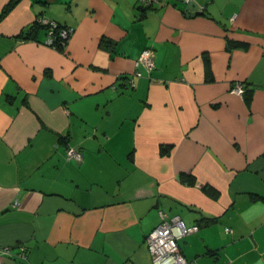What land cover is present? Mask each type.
I'll return each mask as SVG.
<instances>
[{
  "label": "crops",
  "instance_id": "1",
  "mask_svg": "<svg viewBox=\"0 0 264 264\" xmlns=\"http://www.w3.org/2000/svg\"><path fill=\"white\" fill-rule=\"evenodd\" d=\"M190 1L0 16L1 264H151L161 211L198 227L187 264H264V0ZM47 23L70 30L62 49Z\"/></svg>",
  "mask_w": 264,
  "mask_h": 264
},
{
  "label": "built area",
  "instance_id": "2",
  "mask_svg": "<svg viewBox=\"0 0 264 264\" xmlns=\"http://www.w3.org/2000/svg\"><path fill=\"white\" fill-rule=\"evenodd\" d=\"M145 7H152L154 5H160L165 0H139ZM185 4H189L190 0H183ZM41 22V21H40ZM42 23V22H41ZM44 23V24H43ZM42 24L45 25V22ZM48 25V38L47 43L53 44L54 30H57V35L62 40H68L70 30L66 27H62L56 23H47ZM64 44V43H63ZM144 69L145 74H149L154 68V53L150 48L144 49L137 62ZM135 77H142V72H135ZM130 86L133 88L134 83L131 82ZM244 91L243 85L237 82L233 85L231 93L238 96H242ZM68 158L74 159L76 162L81 161L80 152L73 148L66 150ZM159 224L154 228L146 237L145 244L147 251L151 258V264H187V261L181 255L179 251L178 242L189 234H192L198 230L196 225L188 226L178 216L168 217L164 212H159ZM19 258H25L26 248L23 244H18ZM1 252H9V248L0 247V264H1Z\"/></svg>",
  "mask_w": 264,
  "mask_h": 264
},
{
  "label": "trees",
  "instance_id": "3",
  "mask_svg": "<svg viewBox=\"0 0 264 264\" xmlns=\"http://www.w3.org/2000/svg\"><path fill=\"white\" fill-rule=\"evenodd\" d=\"M18 2V0H11L8 4H7V6L3 9V11L1 12V15L0 16H4L7 12H9L13 7H14V5L16 4ZM143 6V5H142ZM145 7V6H144ZM150 8V7H149ZM34 26H41L38 22H35V24H34ZM57 30H54V41H53V46L55 47V48H59V49H62L63 47H64V44L67 42V40H62V39H60V37L57 35ZM64 43V44H63ZM144 74L145 73H143L142 72V77L144 76ZM134 78H135V76H134V73L130 76V83L131 82H133L134 83ZM138 78H140V77H138ZM134 85H135V83H134ZM243 85V84H242ZM129 87H130V89L132 88L130 85H129ZM243 88H244V91H243V93L245 92V87H244V85H243ZM243 95V94H242ZM68 149V148H67ZM66 149V150H67ZM169 150H170V147H161V150H160V152H161V154H167L168 152H169ZM189 180H191V181H193L192 179H190V178H184V177H181V181L182 182H186V181H189Z\"/></svg>",
  "mask_w": 264,
  "mask_h": 264
},
{
  "label": "water",
  "instance_id": "4",
  "mask_svg": "<svg viewBox=\"0 0 264 264\" xmlns=\"http://www.w3.org/2000/svg\"><path fill=\"white\" fill-rule=\"evenodd\" d=\"M193 7H194V4L190 2V3L188 4V9H187L188 12H187V13H191Z\"/></svg>",
  "mask_w": 264,
  "mask_h": 264
},
{
  "label": "rangeland",
  "instance_id": "5",
  "mask_svg": "<svg viewBox=\"0 0 264 264\" xmlns=\"http://www.w3.org/2000/svg\"><path fill=\"white\" fill-rule=\"evenodd\" d=\"M154 228H156V226H155ZM154 228H153V229H154Z\"/></svg>",
  "mask_w": 264,
  "mask_h": 264
}]
</instances>
